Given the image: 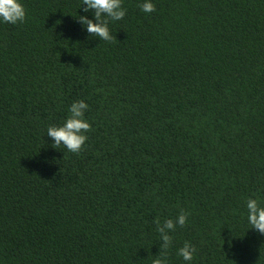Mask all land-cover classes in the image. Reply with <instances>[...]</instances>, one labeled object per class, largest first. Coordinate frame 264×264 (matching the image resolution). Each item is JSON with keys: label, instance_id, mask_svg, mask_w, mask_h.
Listing matches in <instances>:
<instances>
[{"label": "trees", "instance_id": "trees-1", "mask_svg": "<svg viewBox=\"0 0 264 264\" xmlns=\"http://www.w3.org/2000/svg\"><path fill=\"white\" fill-rule=\"evenodd\" d=\"M80 2L0 23V264H152L181 210L167 264L185 241L192 264H264L245 207L264 205V0H124L110 41ZM78 99L71 153L45 131Z\"/></svg>", "mask_w": 264, "mask_h": 264}, {"label": "clouds", "instance_id": "clouds-1", "mask_svg": "<svg viewBox=\"0 0 264 264\" xmlns=\"http://www.w3.org/2000/svg\"><path fill=\"white\" fill-rule=\"evenodd\" d=\"M124 0H81L78 8H82L84 14L77 16L81 27L89 34L95 35L102 40L110 41L113 33L109 23L122 20L126 15ZM140 10L144 13L155 11L153 0H140ZM91 11L94 19L86 15ZM26 18V9L23 0H0V23L18 24ZM88 104L83 99L74 100L68 107V113L64 121L57 125H49L45 134L52 141V145L63 146L71 153H78L87 140L86 133L90 130V123L85 117ZM44 134V135H45ZM246 221L248 229L264 235V205L258 198L248 197L245 202ZM188 214L181 210L175 218L165 219L162 223L157 222V232L160 238V248L164 250L160 257L152 260V264H167L166 251L172 243V236L177 226H184ZM196 248L185 241L177 249V255L185 262L192 264L195 258Z\"/></svg>", "mask_w": 264, "mask_h": 264}]
</instances>
